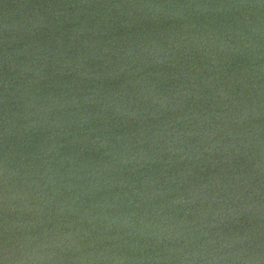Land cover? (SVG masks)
<instances>
[{"label":"water","instance_id":"95a60500","mask_svg":"<svg viewBox=\"0 0 264 264\" xmlns=\"http://www.w3.org/2000/svg\"><path fill=\"white\" fill-rule=\"evenodd\" d=\"M264 264V0H0V260Z\"/></svg>","mask_w":264,"mask_h":264},{"label":"clouds","instance_id":"9594fccd","mask_svg":"<svg viewBox=\"0 0 264 264\" xmlns=\"http://www.w3.org/2000/svg\"><path fill=\"white\" fill-rule=\"evenodd\" d=\"M3 264H6V257H5V260H3Z\"/></svg>","mask_w":264,"mask_h":264},{"label":"snow or ice","instance_id":"6c2138e0","mask_svg":"<svg viewBox=\"0 0 264 264\" xmlns=\"http://www.w3.org/2000/svg\"><path fill=\"white\" fill-rule=\"evenodd\" d=\"M0 264H3V261L2 260H0Z\"/></svg>","mask_w":264,"mask_h":264}]
</instances>
